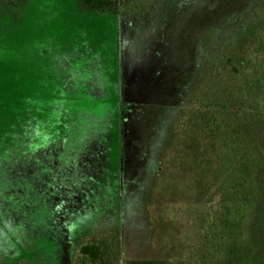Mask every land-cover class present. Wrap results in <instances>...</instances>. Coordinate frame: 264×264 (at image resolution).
Returning <instances> with one entry per match:
<instances>
[{"label":"rangeland","instance_id":"374dc122","mask_svg":"<svg viewBox=\"0 0 264 264\" xmlns=\"http://www.w3.org/2000/svg\"><path fill=\"white\" fill-rule=\"evenodd\" d=\"M263 36L264 0H1L0 264H79L103 239L100 264H264V84L229 106L251 200L174 161L192 88Z\"/></svg>","mask_w":264,"mask_h":264},{"label":"trees","instance_id":"16d2710c","mask_svg":"<svg viewBox=\"0 0 264 264\" xmlns=\"http://www.w3.org/2000/svg\"><path fill=\"white\" fill-rule=\"evenodd\" d=\"M18 1L9 0V3L14 5ZM80 1L90 9L106 11L118 6L121 0ZM253 52L259 55L255 64L249 66L248 60L247 68H240L228 60L217 69L214 78L204 77L196 83L178 133L180 140L176 150L179 154L174 161L188 157V169L202 178L212 176L215 191L227 202L251 200L257 186V163L244 149L247 138L237 124L240 112L229 107L241 105L245 95L263 87L264 36L254 40ZM186 139L192 144L188 149ZM107 249L106 239L99 243L86 241L79 247V264H100Z\"/></svg>","mask_w":264,"mask_h":264},{"label":"crops","instance_id":"0c3cea01","mask_svg":"<svg viewBox=\"0 0 264 264\" xmlns=\"http://www.w3.org/2000/svg\"><path fill=\"white\" fill-rule=\"evenodd\" d=\"M84 5V4H83ZM85 6V5H84ZM86 7V6H85ZM88 8V7H87ZM88 9H90V8H88ZM90 10H92V11H100V10H94V9H90ZM45 151V150H44ZM46 161V160H45ZM43 167H46L45 166V164H44V166ZM48 168H45L44 169V171H43V174H44V176H47V177H49L51 174H50V172L47 170ZM47 179V178H46Z\"/></svg>","mask_w":264,"mask_h":264}]
</instances>
